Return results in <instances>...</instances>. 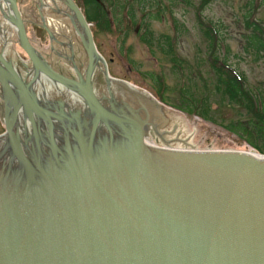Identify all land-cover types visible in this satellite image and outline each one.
<instances>
[{
    "label": "water",
    "instance_id": "obj_1",
    "mask_svg": "<svg viewBox=\"0 0 264 264\" xmlns=\"http://www.w3.org/2000/svg\"><path fill=\"white\" fill-rule=\"evenodd\" d=\"M8 1L30 63L0 51V264H264V156L147 144L173 133L163 107L108 76L73 0L52 2L83 48L78 78L54 72Z\"/></svg>",
    "mask_w": 264,
    "mask_h": 264
},
{
    "label": "rangeland",
    "instance_id": "obj_2",
    "mask_svg": "<svg viewBox=\"0 0 264 264\" xmlns=\"http://www.w3.org/2000/svg\"><path fill=\"white\" fill-rule=\"evenodd\" d=\"M97 1L100 2V0ZM122 1H124L122 8H102L103 11L105 10L108 26H105L104 21L100 25L94 22L88 23L95 48L105 61L109 75L114 79L127 81L158 100V88L164 92L165 99L172 103L177 101L180 96L179 91L182 89L195 94L196 87L204 80L208 81L211 78L207 45L199 30V18L193 8L195 0H188L187 3L174 0L171 9L167 8L166 0H155L160 3L163 11V14L157 16L155 20L151 18V15L157 10L144 9V12H140L137 7L138 0ZM148 1L150 0H147L146 4ZM16 3L24 18L26 35L31 46L51 63L53 68H59V72L68 77L73 76L74 68L71 64L65 59L56 57L53 52V49L65 52L62 45H68L67 39H71L70 46L73 47L75 55L74 63L78 65L84 62L85 54L75 36L70 20L56 14L57 7L53 5V2L43 0L45 5L55 10H48L49 13H45L49 15L46 19L49 30L56 37V41L51 42L45 31L41 29L42 22L37 10V1L16 0ZM103 3L105 6V0ZM76 5L84 15L85 10L79 0H76ZM130 5L134 8L131 12L136 15V21H139L141 17H150L144 23L147 26L142 28L152 33L153 39L149 46L139 41V30L137 31L136 26L133 28L130 25ZM243 5V0H217L204 9L203 18L220 25L219 32L225 40L224 46L228 49L225 53L228 62L244 72L251 84L257 85L264 83V63H251L243 54L240 35L244 33V29L239 21L243 13ZM58 7L64 12L65 8L59 1ZM42 13L44 17V11ZM255 18L264 20V7L258 9ZM46 20H44L45 23ZM161 38H168L172 55L165 54V49H168L165 40L160 42ZM12 42V61L19 58L23 63H29L15 37H12ZM223 52L224 47L222 46ZM66 54L68 55L69 52L66 51ZM98 79L101 81L100 74H98ZM155 81L157 84L154 83ZM202 93L205 94L206 91ZM208 99L211 104V115L218 122H228L237 118L236 110L222 105L218 97L211 95ZM175 110L165 108V115L163 114L167 120L166 131H173L172 135L179 140L172 143V147H180L189 143L188 147L197 151H247L250 149L238 137L229 134L221 127ZM3 132L0 117V135Z\"/></svg>",
    "mask_w": 264,
    "mask_h": 264
},
{
    "label": "trees",
    "instance_id": "obj_3",
    "mask_svg": "<svg viewBox=\"0 0 264 264\" xmlns=\"http://www.w3.org/2000/svg\"><path fill=\"white\" fill-rule=\"evenodd\" d=\"M74 1L76 2V0ZM79 1L85 10L87 22H94L96 25H100L104 21L105 26H108V21L105 19L106 13L102 8L112 7L115 9L116 7L120 8L124 4L122 0H105V6L104 0H100V2L96 0ZM166 1L168 2L167 8L171 9L174 0ZM178 1L187 3L188 0ZM216 1L195 0V5L193 6L197 18H199V30L207 45L211 78L200 83L195 89V94L192 91L180 90V96L175 103L166 100L164 92H161L160 88L157 91L159 93L158 98L161 102L177 111L221 127L229 134L238 137L242 143L253 151L264 156V83L251 84L247 75L239 71L238 67L228 62V58L225 57L228 49L224 46L225 40L219 32L220 25L203 18L204 9ZM146 2L147 0H138L137 7L140 12H144V9L157 10L156 13L151 15L154 20L157 16L163 14L162 6L158 1L150 0L148 4ZM243 2V13L239 20L244 29V33L240 35L243 54L251 63H264V20L255 18L258 9L264 7V0H243ZM168 9L166 10L167 12ZM131 10H134L132 5H130L129 11L131 17L130 25L133 28L139 26V41L145 46L151 45L152 33L142 29L147 26L144 23L150 17H141L139 21H136V15H133ZM162 41L165 42L168 49H165V54L172 55L168 38H161L160 42ZM222 46L224 47L223 53ZM154 83L157 84L156 81ZM199 89L206 91V93L203 94ZM211 95L218 97L222 105L236 110L237 118L228 122L215 120L211 115V104L208 99Z\"/></svg>",
    "mask_w": 264,
    "mask_h": 264
},
{
    "label": "bare ground",
    "instance_id": "obj_4",
    "mask_svg": "<svg viewBox=\"0 0 264 264\" xmlns=\"http://www.w3.org/2000/svg\"><path fill=\"white\" fill-rule=\"evenodd\" d=\"M37 1V0H35ZM43 1V0H42ZM48 1H53L55 4L58 5V1H54V0H48ZM59 3H61V5L63 6V3L59 1ZM50 8L44 4V18L48 19L49 15L45 14V13H49ZM60 11L62 12V10L60 9ZM61 18H66L65 16H67V14L65 13H58ZM43 15V13H42ZM48 17V18H47ZM12 20L14 21V15L12 12V8H11V4L9 3L8 0H0V51L3 53L5 59H7V57L10 58V56H12V47H13V42H12V37H15V33H14V24L12 22ZM47 22V20H46ZM48 23V22H47ZM76 27V26H75ZM68 45L63 44V48L65 50V52H60L57 49H53V52L55 53V55L60 58V59H65L68 63L71 64V67L73 68L72 64L75 61V55L73 52V47L70 46V42L71 39H68ZM56 41V40H54ZM58 45H61L60 43H57ZM66 51L69 52V56L66 54ZM55 73H61L59 72V68H54L53 69ZM63 74V73H62ZM64 75V74H63ZM66 76V75H64ZM70 77H74V78H78V73L77 71L74 69L73 70V76ZM39 84V83H38ZM32 82V88L34 89H39V85ZM43 85H48L49 87H55V82L53 80L49 81V84L44 83ZM60 87V86H59ZM62 89L60 87V90L62 92ZM151 141V137H149L148 139H146V142H150Z\"/></svg>",
    "mask_w": 264,
    "mask_h": 264
},
{
    "label": "flooded vegetation",
    "instance_id": "obj_5",
    "mask_svg": "<svg viewBox=\"0 0 264 264\" xmlns=\"http://www.w3.org/2000/svg\"><path fill=\"white\" fill-rule=\"evenodd\" d=\"M57 57V56H56ZM158 118H160L159 116H158ZM170 135H164V136H159V138H156V137H153L152 138V140H153V142L154 143H162V142H164V143H170L172 140V137H169ZM167 137V138H166ZM163 138V139H162ZM167 139V140H166ZM170 139V140H169Z\"/></svg>",
    "mask_w": 264,
    "mask_h": 264
}]
</instances>
